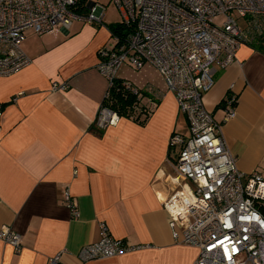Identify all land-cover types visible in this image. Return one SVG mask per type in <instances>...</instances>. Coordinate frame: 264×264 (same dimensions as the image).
<instances>
[{
	"label": "crops",
	"instance_id": "1",
	"mask_svg": "<svg viewBox=\"0 0 264 264\" xmlns=\"http://www.w3.org/2000/svg\"><path fill=\"white\" fill-rule=\"evenodd\" d=\"M91 3L82 1L77 12L86 14ZM24 34L30 64L0 77V229L21 237L19 251L0 238V264H49L56 255L61 264H194L198 250L174 242L162 208L177 188L169 139L189 133L162 77L149 65L121 67L118 79L149 85L160 97L143 125L121 118L98 130L92 123L107 83L96 65L99 50L115 46L110 32L73 20L66 29ZM262 39L240 45L225 69H212L214 85L203 102L221 124L236 167L264 178ZM228 96L236 117L224 122ZM66 191L78 205L74 218L63 205ZM102 224L113 238L143 248L81 262L78 252L99 240Z\"/></svg>",
	"mask_w": 264,
	"mask_h": 264
},
{
	"label": "built area",
	"instance_id": "2",
	"mask_svg": "<svg viewBox=\"0 0 264 264\" xmlns=\"http://www.w3.org/2000/svg\"><path fill=\"white\" fill-rule=\"evenodd\" d=\"M111 2L122 17L124 32L113 36V49L98 52L96 69L106 80L107 90L93 127H113L122 118L108 105L119 69L125 65L136 71L153 67L174 94L189 131L187 137L174 133L169 139L171 155L176 158L172 181L177 188L162 200V208L172 239L198 250L194 264H264V178L236 167L221 124L203 102L214 85L212 69L231 65L240 45L251 44L264 34V0ZM80 5L81 0H0V77L30 64L22 50L26 30L42 35L57 27L66 29L73 20L107 29L104 7L91 3L86 14H79ZM218 17L222 21L216 23ZM124 85L135 96H141L140 92L151 96L148 102L155 107L160 96L151 86ZM223 103L227 122L236 117V100L228 96ZM63 205L73 218L78 216V205L68 191ZM0 238L20 250L21 237L10 227H1ZM141 248L113 238L102 224L99 240L82 247L77 257L89 262ZM49 264H61L60 256Z\"/></svg>",
	"mask_w": 264,
	"mask_h": 264
},
{
	"label": "trees",
	"instance_id": "3",
	"mask_svg": "<svg viewBox=\"0 0 264 264\" xmlns=\"http://www.w3.org/2000/svg\"><path fill=\"white\" fill-rule=\"evenodd\" d=\"M107 29L112 36L116 37L122 36L124 32L120 23L116 26L107 27ZM127 82L128 81L120 79L115 80V85L110 90L111 98L110 104L108 103V105L122 118H126L139 125H143L147 122L156 106L153 109L150 107V103L148 101L151 99V96L146 93L140 92L141 96L133 95L131 90L124 85V83Z\"/></svg>",
	"mask_w": 264,
	"mask_h": 264
},
{
	"label": "rangeland",
	"instance_id": "4",
	"mask_svg": "<svg viewBox=\"0 0 264 264\" xmlns=\"http://www.w3.org/2000/svg\"><path fill=\"white\" fill-rule=\"evenodd\" d=\"M81 1L86 2V4L88 2L96 3L99 6H102L105 8V17H104V21H103V24L105 26H110L109 24L121 23L122 17L120 15L117 7L111 2V0H81ZM219 21H222V17H218L215 19L216 23ZM238 25L243 26V22L241 21V19H238ZM262 40H264V39H262Z\"/></svg>",
	"mask_w": 264,
	"mask_h": 264
}]
</instances>
